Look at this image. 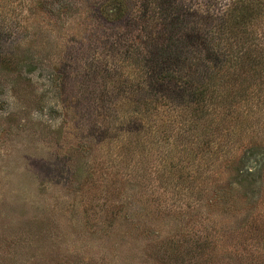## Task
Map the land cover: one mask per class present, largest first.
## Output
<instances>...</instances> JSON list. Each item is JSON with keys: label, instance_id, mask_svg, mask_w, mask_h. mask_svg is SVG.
Listing matches in <instances>:
<instances>
[{"label": "rangeland", "instance_id": "obj_1", "mask_svg": "<svg viewBox=\"0 0 264 264\" xmlns=\"http://www.w3.org/2000/svg\"><path fill=\"white\" fill-rule=\"evenodd\" d=\"M45 1L69 10L0 2V264H264V131L154 176L138 6Z\"/></svg>", "mask_w": 264, "mask_h": 264}, {"label": "trees", "instance_id": "obj_2", "mask_svg": "<svg viewBox=\"0 0 264 264\" xmlns=\"http://www.w3.org/2000/svg\"><path fill=\"white\" fill-rule=\"evenodd\" d=\"M33 1L0 0L2 8ZM129 1L152 38V174L179 184L210 158L231 160L249 131L263 136L264 0ZM34 4L59 16L69 10ZM107 142L124 148L122 138ZM135 148L146 149L145 141Z\"/></svg>", "mask_w": 264, "mask_h": 264}]
</instances>
